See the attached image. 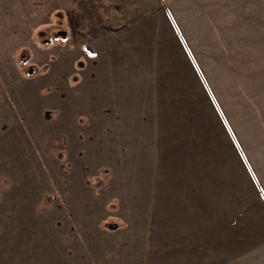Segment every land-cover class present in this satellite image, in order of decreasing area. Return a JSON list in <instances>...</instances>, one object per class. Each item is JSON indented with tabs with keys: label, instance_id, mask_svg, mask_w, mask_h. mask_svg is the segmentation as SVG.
<instances>
[{
	"label": "rangeland",
	"instance_id": "obj_1",
	"mask_svg": "<svg viewBox=\"0 0 264 264\" xmlns=\"http://www.w3.org/2000/svg\"><path fill=\"white\" fill-rule=\"evenodd\" d=\"M0 264H264V0H0Z\"/></svg>",
	"mask_w": 264,
	"mask_h": 264
},
{
	"label": "crops",
	"instance_id": "obj_2",
	"mask_svg": "<svg viewBox=\"0 0 264 264\" xmlns=\"http://www.w3.org/2000/svg\"><path fill=\"white\" fill-rule=\"evenodd\" d=\"M196 126V125H195ZM173 129H174V126H173ZM194 129V128H192ZM181 134V132H179V127L177 125V123L175 124V130H172V133L170 134V136H174V146H195L193 143H192V139H188L187 137H185L183 135H179ZM171 139H169V143H171ZM204 144V146L206 145L205 143H202ZM162 145V144H161Z\"/></svg>",
	"mask_w": 264,
	"mask_h": 264
},
{
	"label": "snow or ice",
	"instance_id": "obj_3",
	"mask_svg": "<svg viewBox=\"0 0 264 264\" xmlns=\"http://www.w3.org/2000/svg\"><path fill=\"white\" fill-rule=\"evenodd\" d=\"M89 55H90V56H95V53H91V52H89Z\"/></svg>",
	"mask_w": 264,
	"mask_h": 264
}]
</instances>
